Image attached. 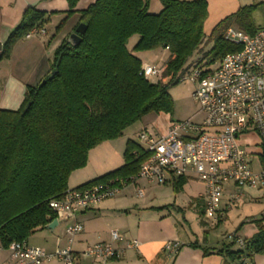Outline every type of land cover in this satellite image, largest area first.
<instances>
[{"label":"trees","instance_id":"trees-1","mask_svg":"<svg viewBox=\"0 0 264 264\" xmlns=\"http://www.w3.org/2000/svg\"><path fill=\"white\" fill-rule=\"evenodd\" d=\"M78 1L66 0L64 20L76 13ZM160 2L161 11L150 14L148 0H95L79 12L78 25L86 26L80 43L71 46L63 41L53 54L49 73L37 86L26 88L21 106L0 110L3 249L12 242L27 241L54 219L48 202L63 195L70 175L86 166L90 150L120 138L126 128L149 114H171L172 99L167 90L180 82L190 68L189 60L205 43L211 42V48L193 65L214 67L226 54L241 49L223 39L228 28L236 25L248 35L258 30L250 23L251 7L224 17L207 35V0ZM49 16L26 9L18 26L1 44L0 61L8 60L14 45L46 24ZM134 36L138 40L129 49L128 41ZM157 50L167 51L168 58L160 80L151 82L140 75L142 61L137 54ZM261 150L264 163V144ZM145 158L139 144L128 140L123 166L77 188L134 176ZM185 183L186 179H177L172 186L174 193ZM262 222L252 221L257 233L247 240L250 262L253 255H264ZM204 253L208 251L204 249ZM230 255L235 260L238 250Z\"/></svg>","mask_w":264,"mask_h":264},{"label":"built area","instance_id":"built-area-1","mask_svg":"<svg viewBox=\"0 0 264 264\" xmlns=\"http://www.w3.org/2000/svg\"><path fill=\"white\" fill-rule=\"evenodd\" d=\"M223 39L241 49L226 54L214 67L192 65L180 77V82L188 81L193 85L192 98L198 105L195 116L172 121L163 135L143 129L137 135V143L146 158L136 175L115 177L82 188H67L61 197L48 202L55 216L75 218L139 180L165 185L174 178L191 177L206 187L202 220L217 223L225 216L221 209L225 185L232 184L235 188L226 209L240 202L244 189L264 190V163L261 160V145L264 144V26L253 35L230 27ZM140 75L157 82L161 69L142 63ZM197 116L201 117L200 120L195 119ZM250 132L256 134L258 141L249 151L241 138ZM137 195L141 196V190ZM259 217L264 218V210ZM254 219H246L245 222ZM81 231L82 225L77 221L66 226L69 245ZM110 239L122 246L97 243L86 247L81 255L106 264L125 250L139 247L137 240L126 241L116 231L110 233ZM224 239L238 250L233 264H251L247 255L249 244L245 238L232 232ZM180 249L181 244L177 241L163 245L168 260L174 259ZM7 250L9 264H45L53 259L62 264L78 262V255L70 246L49 253L21 241L10 243Z\"/></svg>","mask_w":264,"mask_h":264},{"label":"crops","instance_id":"crops-1","mask_svg":"<svg viewBox=\"0 0 264 264\" xmlns=\"http://www.w3.org/2000/svg\"><path fill=\"white\" fill-rule=\"evenodd\" d=\"M94 1L79 0L74 9L76 13L64 20L68 11L66 0H0V46L18 26L26 9L34 8L50 15L46 24L36 28V31L14 45L8 60L0 61V110H17L21 106L26 88L37 86L49 73L55 50L75 31L79 12L85 10ZM222 19L208 20L207 17L204 32L208 35ZM63 20L62 27L56 30ZM41 31L43 34L40 33ZM134 45H129V49ZM153 52L141 53V55ZM155 57L159 58L158 55ZM147 117L153 125L152 130L159 135L165 134L172 122L170 116L165 114H150L144 118ZM200 118V116L195 117L196 120ZM137 135L138 133L136 137H131L124 131L120 138L105 141L90 150L86 166L70 175L68 188H77L123 166L126 143L128 140L137 142ZM181 178L186 179V183L178 193H174L172 186L179 178L171 179L165 185L139 180L125 187L113 198L78 214L75 218L55 216L46 226L35 231L28 238L27 243L41 247L49 253L70 246L78 255L77 264H100L97 259L84 257L81 253L86 247L97 243L121 247V244L113 243L110 239V233L116 231L126 241L137 240L139 247L125 250L122 255L109 260L106 264H233L234 258L230 254L237 248L227 242L225 236L235 232L238 236L251 240L257 233V228L252 221L245 222V220L263 219L264 227V218L248 216L234 227L229 226L232 210L226 209V206L235 188L232 184H227L223 188L221 200V209L225 211L224 218L212 223L210 228L205 227L206 221L203 220H201L203 227H200L199 219H196L193 225L187 219L193 218V212L199 213V207L203 210L206 187L204 183L194 178ZM138 190H141V196L137 195ZM53 220L56 221V225L49 228L48 225ZM181 220L187 225H183ZM74 221L82 225V231L69 245L65 228ZM216 230L220 232L213 239L210 233ZM169 241H177L181 244L180 251L172 260H168L163 252L164 243ZM192 244L197 247H190ZM204 249L208 251L207 254L204 253ZM9 261V251L1 249L0 264H9ZM45 264L62 263L53 259ZM251 264H264V255H253Z\"/></svg>","mask_w":264,"mask_h":264},{"label":"rangeland","instance_id":"rangeland-1","mask_svg":"<svg viewBox=\"0 0 264 264\" xmlns=\"http://www.w3.org/2000/svg\"><path fill=\"white\" fill-rule=\"evenodd\" d=\"M207 4L208 20H220L225 16L235 13L240 8L251 7L252 13L250 23L252 28L259 29L264 26V0H207ZM161 9L162 5L160 0H148V11L150 14H158ZM231 28L237 32H243L236 25L231 26ZM137 39V36L132 37L128 41V45L135 44ZM211 46V42L205 43L199 52L194 53L188 63L190 67L197 63V61L203 57L204 53L207 52ZM155 55H158L159 58L155 57ZM153 57H155V59ZM138 58L142 61V63H147L161 69L164 62L168 58V53L165 50H159L150 54H140ZM167 91L172 99V112L169 115L172 121L189 119L198 111V105L192 98L193 85L190 82H179L176 85L169 87ZM149 121L150 119H148V117L146 119H141L139 122L126 128L124 130L125 134L130 135L131 137H136V134H139L143 128L152 130L153 125ZM161 122H163V120ZM241 140L242 144L246 146L249 151L253 149L252 146L258 141L254 132H250L248 135L243 136ZM242 194L244 196L242 201L240 203L238 202L239 204L237 203L230 209L232 211L229 216V226L233 225L232 227H234L244 217L259 216L261 210L264 209V190L244 189ZM198 211L199 213L193 212L195 214L194 215L192 213L193 218H188L187 220L193 224L196 219H199L198 224L200 227H203L201 223L203 210L199 207ZM182 224L185 226L187 225L183 221ZM211 224L212 223L210 221H207L205 222V227L210 228ZM219 232L220 231L217 230L213 232L211 231L210 237L214 239V237H217Z\"/></svg>","mask_w":264,"mask_h":264},{"label":"water","instance_id":"water-1","mask_svg":"<svg viewBox=\"0 0 264 264\" xmlns=\"http://www.w3.org/2000/svg\"><path fill=\"white\" fill-rule=\"evenodd\" d=\"M85 31H86V26H85L84 24H79V25L76 27L75 31H74L72 34L69 35V37H68V39H67L68 43H69L71 46H76V45H78V44L80 43V36H81L82 34H84ZM54 74H55V72H52L51 76H53ZM43 84H44V81H42L40 85H43ZM54 225H56V221L53 220V221L48 225V227H49V228H52V227H54Z\"/></svg>","mask_w":264,"mask_h":264}]
</instances>
